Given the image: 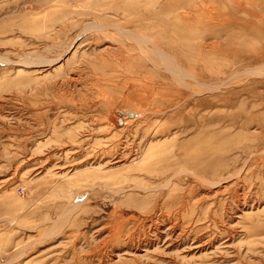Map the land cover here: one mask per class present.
<instances>
[{
  "label": "rangeland",
  "instance_id": "obj_1",
  "mask_svg": "<svg viewBox=\"0 0 264 264\" xmlns=\"http://www.w3.org/2000/svg\"><path fill=\"white\" fill-rule=\"evenodd\" d=\"M0 264H264V0H0Z\"/></svg>",
  "mask_w": 264,
  "mask_h": 264
}]
</instances>
